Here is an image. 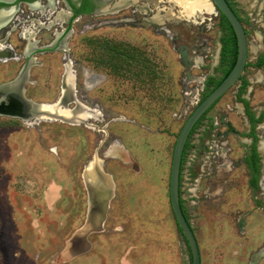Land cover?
I'll list each match as a JSON object with an SVG mask.
<instances>
[{
	"label": "rangeland",
	"instance_id": "374dc122",
	"mask_svg": "<svg viewBox=\"0 0 264 264\" xmlns=\"http://www.w3.org/2000/svg\"><path fill=\"white\" fill-rule=\"evenodd\" d=\"M231 1L252 55L262 48L264 0ZM113 2L70 23L63 11L49 12V22L22 23L35 32L28 40L20 27L6 35L4 45L20 57L0 59V84L22 76L26 98L51 104L68 65L73 88L53 111L83 114L0 113V264H190L170 206V165L181 126L210 89L208 78L222 77L221 18L212 5L181 15L171 0H132L118 13L110 12ZM117 18L132 21L113 23ZM27 47L38 48L28 66ZM251 75L248 66L244 76ZM91 76L97 81L88 85ZM237 86L194 130L181 170L201 264H249L257 255L256 264H264V183L256 191L248 184L242 158L249 122ZM242 93L254 113L264 107V83ZM95 162L110 175L113 197L101 225L85 229L83 173ZM80 235L88 248L71 251L68 242Z\"/></svg>",
	"mask_w": 264,
	"mask_h": 264
},
{
	"label": "water",
	"instance_id": "95a60500",
	"mask_svg": "<svg viewBox=\"0 0 264 264\" xmlns=\"http://www.w3.org/2000/svg\"><path fill=\"white\" fill-rule=\"evenodd\" d=\"M227 1L228 0H209L212 7H214L219 13H221L225 17V19L227 20L228 24L231 26V29L234 33L236 45H237L235 62L232 68L230 69V71L228 72V74L226 75V77H224L216 87H214L203 99H201L198 102V104L191 111V114H189L185 119L175 139L173 152H172L171 165H170V174H169L170 206L177 227L180 228L179 230L188 248L189 256H190V264H201V256H200V250L196 236L190 225V222L186 219V216L181 208V203H180V198H181L180 169H181V159H182L184 146L191 130L193 129L197 121H199L202 115L205 114L211 108L212 105H214L234 84H236L240 80L241 76L244 74L247 63L248 39L245 32V28L241 20L237 16V14L234 12V10L231 8V6ZM183 58L185 61L187 60L185 56ZM8 95L9 94L0 92V110H1L0 113L2 114L6 112L5 111L6 109H3L2 107H4V105L5 106L9 105L8 103L9 100H12L10 96L8 97ZM27 100H31V99H27ZM57 101L51 104H47V103L45 104L37 103V104L52 105V104H56ZM20 116L25 117L22 114ZM101 171L106 175V177L107 176L109 177V180H111L110 175L105 173L102 168ZM112 191L113 189L111 186V189L109 190L110 195L108 196V198H106V201L104 202V206L106 210L108 207L109 200L113 197ZM105 214H104V218H105ZM101 223L102 222H100V225ZM84 228L85 229L88 228L87 222H85ZM78 239H83L82 235H80V238ZM68 246H70V241L68 242Z\"/></svg>",
	"mask_w": 264,
	"mask_h": 264
},
{
	"label": "flooded vegetation",
	"instance_id": "af4514ba",
	"mask_svg": "<svg viewBox=\"0 0 264 264\" xmlns=\"http://www.w3.org/2000/svg\"><path fill=\"white\" fill-rule=\"evenodd\" d=\"M9 1H12V2H9ZM108 1H112V2L114 1L113 7L111 8L110 12H116V13H118L122 8L127 7L130 4H133L132 0H0V15L7 13V17L4 19L5 23H3V25H2L3 27L2 26L0 27V41H5V43H7L8 37L6 38V35L9 34L8 32L16 29L17 27H20V31L18 32L19 37L24 38L21 35V28L23 27V25L21 26V24L25 23V22L31 24L30 22H32V21L42 22L41 19L49 22L51 19V17H50L51 14H49V12L53 13V12H57V11H63L65 14H67L68 23H70L75 18L81 17L82 15L99 14V13L101 14L103 12L102 11L103 8H105ZM104 11L108 12L107 9H104ZM131 11L133 12V10H131ZM147 12H149V10H147ZM8 13H10V15ZM23 14H25V15L23 16ZM33 16H35V17H33ZM169 19H172V18H169ZM131 21H132V19L130 20L129 18H117V19L113 20L112 22L118 24L119 22H131ZM29 24L28 25L26 24L24 26L29 27L30 26ZM68 30H69L68 27L64 28V30L62 31V34L59 38V42L62 41V39L65 37L66 33L68 32ZM24 39H27V38L25 37ZM31 43L33 44V42H31ZM9 48L11 50V54H10L11 56H8V58H5L4 60L5 61L10 60L9 58H14V56L16 58V59H14L15 61L19 60L20 56H16L15 53L12 51L11 47H9ZM37 52H38L37 47L36 48L32 47L29 49L28 53H31V54H29V55L27 54V56L25 57V64H27V66L29 63H32V60H34L33 54H35ZM27 66H25V67H27ZM65 71H66V69H65ZM65 71H64V73H65ZM70 72H71V70H70ZM72 77H73V75H72ZM91 78H94V76H91ZM96 81H97L96 78H94L93 81H89V79H88L87 83H88V85H91V84H94V82H96ZM73 82H74V80H73ZM24 90L25 89H23L24 98L29 99V98L25 97ZM20 91H22V89H20ZM61 92H62V87H61ZM60 97H59V99H60ZM59 99H58V101H59ZM58 101L56 104H58ZM8 103H9V105H6V106L4 105V107H2L3 109H6L5 110L6 112H4V114H13V115L17 114V109L14 106L15 102L12 100H9ZM41 105L44 106L43 104H41ZM51 106H53V105H51ZM250 110L253 111L252 108H250ZM244 113L246 114L245 108H244ZM79 114H80V116H82V112ZM261 114H262L261 111H259V113L257 115L255 112L254 116L260 117ZM246 116H247V119L249 122V130L246 133H249L251 131L252 126H251V122H250L247 114H246ZM45 118L50 119L49 117H45ZM262 122H264V119H262L261 121L254 124V127H253L254 135H250V137L247 138V139H250V141H249V145L247 146V149L245 151V155L242 158V162H243L244 166L246 167V169L249 173L248 176L250 178V170L247 167V164H246L244 158L252 155V153H253V146L252 145H254V152L257 153V155L259 157V159L257 160V164H258L257 186H258V188H261V185L264 183L262 181L264 179L263 178L264 160L261 156V153H260L261 151L259 149V145H260L262 137L256 132L258 129V126ZM228 131L232 132V129L229 127ZM188 143H189V141H188ZM95 164L98 165L97 168L99 169V173L104 175L97 162H95L94 164L89 163L87 165V168H90L91 166L95 167ZM86 169H85V172H86ZM107 179H108L107 183H108L109 187H111L112 182H110L109 178H107ZM83 182H84L85 186L87 187L88 184H87V179H85V173L83 175ZM87 191H88V187L86 189V193H87ZM87 199L89 201V192H88V198ZM87 215H88V213H87ZM261 250H263V249H261ZM261 250H259V251H261ZM251 261L249 262V264L251 263ZM257 262H258V259L256 260V262L254 264H256Z\"/></svg>",
	"mask_w": 264,
	"mask_h": 264
},
{
	"label": "bare ground",
	"instance_id": "6f19581e",
	"mask_svg": "<svg viewBox=\"0 0 264 264\" xmlns=\"http://www.w3.org/2000/svg\"><path fill=\"white\" fill-rule=\"evenodd\" d=\"M174 1L175 3L179 4L182 10L181 15H192L193 12L199 13L201 11H209L211 9V4L208 0H171ZM10 15V13H8ZM7 17L6 14H1L0 15V27L5 23L4 19ZM33 22V21H32ZM31 23V22H30ZM3 27V26H2ZM33 27V26H32ZM39 29V28H38ZM21 35L25 38L30 39L32 35H35V32L32 28L23 26L21 28ZM30 44V43H29ZM29 47H27L26 51H28ZM28 53V52H27ZM11 50L9 47H6L4 45V41H0V59L4 60L5 58H8V56H11ZM33 61V60H32ZM70 66L66 65L65 73L63 75V82H62V92H61V97L58 101V105L60 101H64L65 98L69 95V91L73 88V77L70 72ZM20 75V74H19ZM94 78H89V81H93ZM26 81V79H23L22 76H18L11 82H5L0 84V92L9 94L8 97L14 101V106L17 109V112L21 113L25 118H31L32 116L36 118H39L41 115H38V108L41 109V111L44 112H49L51 115H55V111H53V106L49 105H39L37 103L32 102L31 100H27L23 96V91H20V85L21 83ZM72 93V92H71ZM17 98V99H16ZM63 105V104H62ZM56 107V106H55ZM80 111H77L75 113L71 114H62V115H55V117L58 118H65L68 116V118L75 117L79 119L81 116ZM59 114V113H58ZM83 114V113H82ZM49 117V116H48ZM261 128L263 130V136H264V124L261 125ZM261 149L264 150V138L261 141ZM98 165L95 164V167L89 166L90 168L86 169L85 172V179H87V184H88V191H87V198H88V192H89V202H88V218H87V226L91 227H99L100 222H102L104 218V202L106 201V198L110 195L109 190L111 187H109L107 183V177L105 175H102L101 173L99 174V169L97 168ZM105 186V188H104ZM86 187V189H87ZM107 190V191H106ZM90 205V206H89ZM82 239H78L75 237L73 241L70 242V250H84L88 244L86 243L85 246L82 248ZM78 245V247H76ZM80 246V247H79ZM69 252L68 250H66ZM70 251V252H71ZM259 258V255L255 256L250 264H254L256 260Z\"/></svg>",
	"mask_w": 264,
	"mask_h": 264
},
{
	"label": "trees",
	"instance_id": "16d2710c",
	"mask_svg": "<svg viewBox=\"0 0 264 264\" xmlns=\"http://www.w3.org/2000/svg\"><path fill=\"white\" fill-rule=\"evenodd\" d=\"M229 3V5L231 6V8L234 10V12L237 14V16L239 17L235 7H234V2L231 1V0H228L227 1ZM220 15V29H221V39H220V42H221V52H220V63L222 65H224V69L222 70L223 71V74H222V77H220L218 80H215V78H213V76L209 77L208 80H207V83L206 85L210 86V89L204 94V96L202 97V99L214 88L216 87L220 82L221 80L226 77V75L228 74V72L230 71V69L232 68L234 62H235V59H236V53H237V45H236V40H235V36H234V33L231 29V26L228 24L227 20L225 19V17L219 13ZM239 19L241 20L242 22V19L239 17ZM242 79V76L240 78L239 81H241ZM245 85V84H243ZM245 86H242L241 88L243 89ZM240 102L243 103L244 107H245V111H246V114L248 115L249 117V120L251 122V131L249 132L250 135H254V124L261 121L263 118H264V113L258 117V118H255L254 117V113L250 110V107L249 105L247 104V101L240 98L239 99ZM214 105L211 106V108L213 107ZM210 108V109H211ZM209 109V110H210ZM208 110V111H209ZM207 111V112H208ZM206 112V113H207ZM203 114L202 117L199 119V121H197V123L194 125L193 129L191 130L189 136H188V139L185 143V146H184V150H183V154H182V159H181V169H180V181H181V170H182V165H183V161H184V157H185V154H186V150L189 146V139L191 137V134L194 132V130L197 128V126L200 124V122L203 120L204 116L206 115ZM253 146V153L252 155L250 156H247L246 158H244L246 164H247V167L249 168L250 170V178L248 180V184L250 186V188L252 189V191H256L258 189V186H257V178H258V164H257V160H258V156L257 154L254 152V145ZM181 193V192H180ZM180 203H181V208L186 216V219L189 221L188 217H187V214L185 212V208H184V205H183V200L182 198H180ZM180 229V228H179Z\"/></svg>",
	"mask_w": 264,
	"mask_h": 264
},
{
	"label": "crops",
	"instance_id": "0c3cea01",
	"mask_svg": "<svg viewBox=\"0 0 264 264\" xmlns=\"http://www.w3.org/2000/svg\"><path fill=\"white\" fill-rule=\"evenodd\" d=\"M245 28V27H244ZM245 32H246V35H248L249 33L247 32V29L245 28ZM263 40H262V48H261V50L260 49H256L255 50V52L251 55L250 54V50H251V46H250V41H248V54H247V63H246V68H245V71H244V74H245V72H246V69L248 68V66H250V68H251V70H252V75L251 76H244V74L242 75V79H241V81H238V89H237V92H236V98H237V100L240 102V98H242V99H246V98H243L242 97V86H245L244 88H247L248 86H249V84H253V83H258L259 85H263V83H264V37L262 38ZM252 44V43H251ZM257 51V52H256ZM259 81V82H258ZM243 84H245V85H243ZM246 101H248L247 99H246ZM241 103V105L243 106V108H245L244 107V105H243V103L242 102H240ZM250 107V106H249ZM251 108V107H250ZM259 111H261L262 112V114L264 113V107H262L261 109H259L258 111H256V115L259 113ZM253 112V111H252ZM254 113V112H253ZM255 114V113H254ZM261 114V115H262ZM255 117V116H254ZM255 118H258V117H255ZM209 127V126H208ZM231 128V127H230ZM232 129V128H231ZM207 130H209V128H207ZM207 130L206 131H204V133H207ZM193 134V133H192ZM192 134H191V137H192ZM206 135V134H205ZM191 137H190V139H191ZM247 137H250V134L249 133H247L246 134V138ZM190 139H189V146H190ZM244 141H246L245 139H244ZM244 141H242V142H244ZM189 146H188V148H189ZM261 142H260V146H259V149H260V153H261V155H263L264 156V154H263V150H261ZM187 148V149H188ZM187 151V150H186ZM257 154V153H256ZM258 156V155H257ZM258 159H259V157H258ZM185 160V159H184ZM183 163H184V161H183ZM183 166V165H182ZM108 178V177H107ZM110 182H111V180H110ZM180 196H181V194H180ZM86 245V242L83 240L82 241V248H83V246H85ZM76 247H78V245L76 246ZM80 247V246H79ZM88 248V246H86V248L84 249V250H86Z\"/></svg>",
	"mask_w": 264,
	"mask_h": 264
}]
</instances>
